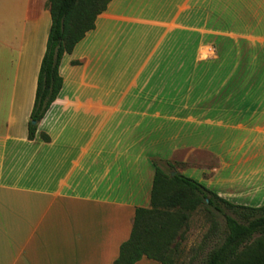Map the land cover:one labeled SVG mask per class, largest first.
<instances>
[{
    "label": "crops",
    "instance_id": "1",
    "mask_svg": "<svg viewBox=\"0 0 264 264\" xmlns=\"http://www.w3.org/2000/svg\"><path fill=\"white\" fill-rule=\"evenodd\" d=\"M48 3L0 0V264H113L154 161L264 201V0H112L30 140Z\"/></svg>",
    "mask_w": 264,
    "mask_h": 264
},
{
    "label": "trees",
    "instance_id": "2",
    "mask_svg": "<svg viewBox=\"0 0 264 264\" xmlns=\"http://www.w3.org/2000/svg\"><path fill=\"white\" fill-rule=\"evenodd\" d=\"M112 0H49L51 28L37 79L35 102L28 127L34 140L39 124L57 100L63 78L60 65ZM36 122V125L32 123ZM45 141H49L44 136ZM154 161L155 176L149 208L136 209L129 239L120 247L113 264H137L146 258L173 264L170 252L187 214L203 207L210 228L204 242L218 240L202 264H264V205L234 204L200 182L181 173L170 177ZM176 168V163H164ZM176 171V169H175Z\"/></svg>",
    "mask_w": 264,
    "mask_h": 264
},
{
    "label": "rangeland",
    "instance_id": "3",
    "mask_svg": "<svg viewBox=\"0 0 264 264\" xmlns=\"http://www.w3.org/2000/svg\"><path fill=\"white\" fill-rule=\"evenodd\" d=\"M199 92V91H198ZM195 91L194 93H198ZM212 162V161H211ZM162 169L167 175L173 177L178 173L177 168L182 166H176V171L174 168H171L164 164L163 162L159 163ZM212 168V167H211ZM191 169H183V174L186 177H190L198 182L204 180L201 175H194L191 173ZM213 172L210 171L206 173L210 175V178H213V181L209 185V189L214 191L217 194H222L221 197H224L226 200L240 204L241 199L237 198L235 195H230L231 190L226 184L220 183L216 176H213ZM208 177V176H207ZM206 182V181H204ZM209 181L202 183L206 186ZM262 196H259L254 199V202L249 203V206L257 207L264 205ZM210 228V222L208 219V214L203 210V207H200L196 211L187 214V219L185 220L183 226L178 232V236L175 242L172 245L170 252V261L173 264H202L207 253L214 247L218 245V240H212L211 242H204L205 236Z\"/></svg>",
    "mask_w": 264,
    "mask_h": 264
},
{
    "label": "water",
    "instance_id": "4",
    "mask_svg": "<svg viewBox=\"0 0 264 264\" xmlns=\"http://www.w3.org/2000/svg\"><path fill=\"white\" fill-rule=\"evenodd\" d=\"M32 124H33V125H36V122H33Z\"/></svg>",
    "mask_w": 264,
    "mask_h": 264
}]
</instances>
